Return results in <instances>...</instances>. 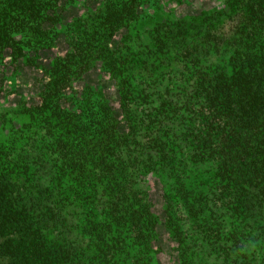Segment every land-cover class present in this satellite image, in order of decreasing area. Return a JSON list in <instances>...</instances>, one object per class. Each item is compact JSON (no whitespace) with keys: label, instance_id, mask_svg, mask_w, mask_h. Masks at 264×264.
Returning a JSON list of instances; mask_svg holds the SVG:
<instances>
[{"label":"trees","instance_id":"16d2710c","mask_svg":"<svg viewBox=\"0 0 264 264\" xmlns=\"http://www.w3.org/2000/svg\"><path fill=\"white\" fill-rule=\"evenodd\" d=\"M79 2L0 0V264H264V0Z\"/></svg>","mask_w":264,"mask_h":264},{"label":"rangeland","instance_id":"374dc122","mask_svg":"<svg viewBox=\"0 0 264 264\" xmlns=\"http://www.w3.org/2000/svg\"><path fill=\"white\" fill-rule=\"evenodd\" d=\"M102 0H81V3L79 2V5L76 6V10H74V13L76 14H82L83 12L87 11L88 8L94 7L101 3ZM185 1V2H184ZM226 0H159L158 2L154 0H148L147 4L144 3L143 9L145 10V14L147 17L150 15L156 14V11L154 10L156 5H158L161 9H167V10H173L174 13H181V14H189L190 12H194L195 10L200 9L201 7H213L217 5H222ZM185 5H184V4ZM72 6L69 5V8L67 10L65 9L63 16L65 19H67L71 14ZM63 49V48H61ZM17 70L20 71V67H17ZM27 71L22 70V76L17 80V84L19 82V85L16 88V92L11 95H3L0 98V109L2 107H7L9 104H13L19 100V98L24 95L28 96L29 91L32 90V87L35 84V78L38 76L36 72H32L31 69H26ZM26 75V76H25ZM95 79L99 80V70H97L94 74ZM35 77V78H31ZM107 84V85H106ZM106 90L105 92L107 95H111V98L115 99L117 96V93L115 91V86L109 82H106ZM113 101V100H112ZM121 130H126L127 127L125 123H121L120 126ZM159 178H157L154 174L148 173L146 175L142 176V186L143 191L147 190L150 193V196L153 198L154 201V207L158 212H161L163 210V203H162V197H161V182H159ZM166 234L163 235L161 241L162 242H156V245L162 244L163 245V252L157 253L158 261H160L162 264H176L174 260L172 259L171 255L173 253L172 250V242L168 239ZM165 249V252H164Z\"/></svg>","mask_w":264,"mask_h":264},{"label":"flooded vegetation","instance_id":"af4514ba","mask_svg":"<svg viewBox=\"0 0 264 264\" xmlns=\"http://www.w3.org/2000/svg\"><path fill=\"white\" fill-rule=\"evenodd\" d=\"M226 2V1H225ZM224 2V3H225ZM223 3V4H224ZM223 4L222 5H217V6H219V7H221V6H223ZM79 5V3L76 5V6H78ZM72 7H73V5H71ZM75 6V7H76ZM69 8V7H68ZM73 9V8H72ZM67 10V9H66ZM64 11H65V9H64ZM64 11H63V14H64ZM73 11V13H74V9L72 10ZM72 11H71V13H72ZM70 13V14H71ZM84 13V12H83ZM62 17L65 19V17L62 15ZM69 17H71V15L69 16ZM61 48H63V49H61ZM65 48H66V44H64L63 42L59 45V52L61 51V52H63L64 50H65ZM15 68H17L18 67V64H15ZM20 67V66H19ZM33 69V68H32ZM24 70V69H23ZM35 70V69H34ZM30 70L31 71V73L33 72H36L37 74H38V76L35 78V77H31V78H35V84H34V86L32 87V89H35V85H36V83L38 82V77L41 75V72H40V69H37V70ZM18 71V70H17ZM18 72H21V70L20 71H18ZM22 73V72H21ZM91 74V73H90ZM19 78H20V76H19ZM19 78H17V79H14V84H13V87H15V88H17L18 86H20L19 85V82H18V84H17V80H19ZM11 79V78H10ZM9 79V80H10ZM38 88H40V85L38 86ZM15 93V92H14ZM11 94H13V92H11L9 95H11ZM4 95V94H3ZM6 95V94H5ZM21 97H26V98H29L30 96H24V95H22ZM20 97V98H21ZM1 98V97H0ZM19 98V99H20ZM16 103V102H15ZM15 103H13V104H15ZM13 104H11V105H13ZM10 105V104H9ZM8 105V106H9ZM7 106V107H8ZM7 107H2L1 109H3V108H7Z\"/></svg>","mask_w":264,"mask_h":264}]
</instances>
